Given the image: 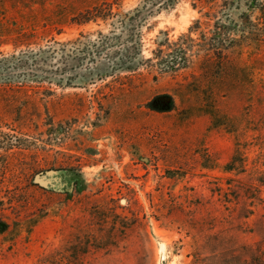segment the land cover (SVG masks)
I'll list each match as a JSON object with an SVG mask.
<instances>
[{"label":"rangeland","instance_id":"obj_1","mask_svg":"<svg viewBox=\"0 0 264 264\" xmlns=\"http://www.w3.org/2000/svg\"><path fill=\"white\" fill-rule=\"evenodd\" d=\"M11 1L3 26L35 27L31 49L107 32L53 24L56 8L68 19L103 0ZM191 4L148 19L144 59L188 33L200 18ZM190 37L192 63L173 75L143 66L101 79L85 62L48 56L36 70L49 78L0 79V222L10 227L0 264H264V45L229 52L203 75L210 67ZM236 149L242 172L223 173ZM29 219L30 234L10 238Z\"/></svg>","mask_w":264,"mask_h":264},{"label":"trees","instance_id":"obj_2","mask_svg":"<svg viewBox=\"0 0 264 264\" xmlns=\"http://www.w3.org/2000/svg\"><path fill=\"white\" fill-rule=\"evenodd\" d=\"M179 1L140 0L136 7L120 11L123 0H103L72 13L68 19L60 14L59 8H56L53 24H67L77 28L96 25L105 27L107 32L102 29L94 34L80 33L75 41L63 44L54 42L50 46L31 49L32 45H38L35 27H4L7 13L10 9H16L18 2L0 0V48L11 45L14 49V52L8 56L0 53V79H10L12 75L15 76V73L20 71L18 75H28L38 79L49 78L43 71L36 70L40 66L39 62L41 65L45 64L48 56L52 58V61L58 57L69 56L80 63L85 62L89 73L99 70L103 72V75L96 73L101 79L102 76L108 77V74L119 72L135 73L143 66H148L150 70H155L160 75H173L188 69L192 63L195 55L191 45L195 43L190 37L192 33L198 34L196 54L202 53L199 56L202 64L210 67V69H201L205 75L212 68L217 72L229 52H242L244 48L256 52L264 45V0H247V12L241 14L236 12L239 9L240 0H191V5L194 9H198L200 18L193 21L187 34L181 35L176 42L172 43L166 38L157 44L152 58L144 59L141 28L150 17L161 10L173 9ZM44 2L40 0L36 4L43 7ZM254 13H258L255 21L252 20ZM200 27H207V33L199 31ZM53 29L57 35L63 33V27H53ZM22 47L24 50H20ZM68 47L70 49H67ZM146 106L150 111L163 112L154 109L152 102H148ZM169 108L173 109L172 99H170ZM212 120V124H215L217 117L214 115ZM243 166L239 150L236 149L221 170L226 174L241 173ZM36 223L37 220L29 219L22 225L14 224L10 238L22 232L23 227L24 232L29 235ZM9 229L7 223L0 222V234H6Z\"/></svg>","mask_w":264,"mask_h":264}]
</instances>
